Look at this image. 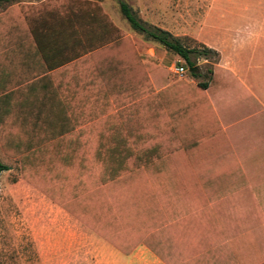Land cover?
Returning a JSON list of instances; mask_svg holds the SVG:
<instances>
[{
    "label": "trees",
    "instance_id": "obj_1",
    "mask_svg": "<svg viewBox=\"0 0 264 264\" xmlns=\"http://www.w3.org/2000/svg\"><path fill=\"white\" fill-rule=\"evenodd\" d=\"M119 10L190 68L192 54H216L144 27L124 0ZM156 63L98 0L0 12L1 152L23 181L125 255L143 244L158 256L164 229L181 227L190 240L187 206L206 203L209 192L211 174L194 170L209 158L189 139L206 85L179 80L155 89ZM7 169L0 162V173Z\"/></svg>",
    "mask_w": 264,
    "mask_h": 264
},
{
    "label": "rangeland",
    "instance_id": "obj_2",
    "mask_svg": "<svg viewBox=\"0 0 264 264\" xmlns=\"http://www.w3.org/2000/svg\"><path fill=\"white\" fill-rule=\"evenodd\" d=\"M15 1L30 0L2 2L0 12ZM98 1L113 22L131 37L137 50L157 62L150 73L154 87L179 80L202 83L209 78L218 61L217 54L207 52L206 59L192 54L196 73L193 76L178 55L131 28L120 13L119 0ZM124 1L144 27L166 31L189 49L202 51L206 47L199 40V31L206 23L205 0ZM229 4L223 5L221 13L232 20ZM150 48L156 56L149 53ZM178 65L186 68L183 76L173 71ZM0 162L8 167L0 173V264H157L144 248L122 256L23 181L18 164L1 151ZM229 180L232 186L227 195L205 197L206 203L199 207L188 204L193 212L190 240L181 227L173 232L164 229L156 239L160 254L151 252L171 264H264V173H229ZM206 248L208 251L204 252Z\"/></svg>",
    "mask_w": 264,
    "mask_h": 264
},
{
    "label": "crops",
    "instance_id": "obj_3",
    "mask_svg": "<svg viewBox=\"0 0 264 264\" xmlns=\"http://www.w3.org/2000/svg\"><path fill=\"white\" fill-rule=\"evenodd\" d=\"M41 1H15L14 4H37ZM205 1L206 23L205 28L203 26L199 31L202 34L199 40L217 54L218 61L204 81L205 99L199 104L203 115L195 121L196 126H193L189 139L196 145L193 146L196 154L209 158V162L201 166L203 168L197 166L194 170L215 173L205 181L209 189L206 197L212 198L229 193L232 186L229 173H264V38L242 50L234 49L231 44L237 28L247 24L264 26V0H238V3L237 0ZM226 3H230L227 9L232 12V20L221 13ZM149 53L156 56L151 48ZM138 248L147 250L156 258L157 264H171L157 258L143 244L137 245L132 252Z\"/></svg>",
    "mask_w": 264,
    "mask_h": 264
},
{
    "label": "clouds",
    "instance_id": "obj_4",
    "mask_svg": "<svg viewBox=\"0 0 264 264\" xmlns=\"http://www.w3.org/2000/svg\"><path fill=\"white\" fill-rule=\"evenodd\" d=\"M261 38H264V26L257 27L252 24H247L235 30L231 44L234 49L242 50Z\"/></svg>",
    "mask_w": 264,
    "mask_h": 264
},
{
    "label": "built area",
    "instance_id": "obj_5",
    "mask_svg": "<svg viewBox=\"0 0 264 264\" xmlns=\"http://www.w3.org/2000/svg\"><path fill=\"white\" fill-rule=\"evenodd\" d=\"M173 71L179 76H183L186 71V68L183 65H178L173 67Z\"/></svg>",
    "mask_w": 264,
    "mask_h": 264
},
{
    "label": "water",
    "instance_id": "obj_6",
    "mask_svg": "<svg viewBox=\"0 0 264 264\" xmlns=\"http://www.w3.org/2000/svg\"><path fill=\"white\" fill-rule=\"evenodd\" d=\"M189 70H190V72H194L195 71V67H191Z\"/></svg>",
    "mask_w": 264,
    "mask_h": 264
}]
</instances>
